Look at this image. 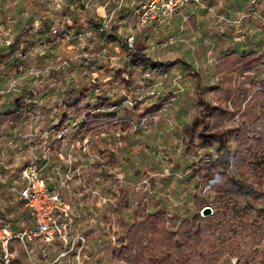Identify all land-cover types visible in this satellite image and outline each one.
I'll return each instance as SVG.
<instances>
[{
    "label": "rangeland",
    "instance_id": "1",
    "mask_svg": "<svg viewBox=\"0 0 264 264\" xmlns=\"http://www.w3.org/2000/svg\"><path fill=\"white\" fill-rule=\"evenodd\" d=\"M147 1L0 0V112L13 111L19 98L27 106L18 123L0 125V217L15 232L34 230L15 183L32 163L47 166L44 176L53 186L76 182L61 192L73 214L65 238H58L45 257L40 238L27 248L13 243L18 256L12 264H54L65 253L61 264H113L117 240L138 209L168 211L181 222L197 212L205 217V207L212 209L206 217L216 215L215 207L221 211L208 264H264V96L251 92L253 83L264 80V65L238 73L232 85L239 94L223 102L229 127L235 128V121L245 128L240 140H231L228 175L252 188L249 202L238 195L216 197L213 178L194 168L216 158V145L195 140L198 150L191 153L182 132L198 103L193 73L215 102L211 90L220 84V58L242 50L264 56V0H200L140 26L139 11ZM131 38L133 46L146 45L153 61L182 60L190 67L133 68L122 49ZM119 72L130 89L117 78ZM83 94L85 102L68 112ZM101 96L131 129L111 126L83 137L84 120ZM161 103L166 105L157 115L145 116ZM60 135V148L52 149ZM120 190L128 209L119 208ZM196 195L209 206L197 208ZM80 238L85 241L81 252Z\"/></svg>",
    "mask_w": 264,
    "mask_h": 264
},
{
    "label": "trees",
    "instance_id": "2",
    "mask_svg": "<svg viewBox=\"0 0 264 264\" xmlns=\"http://www.w3.org/2000/svg\"><path fill=\"white\" fill-rule=\"evenodd\" d=\"M145 48L146 45L141 42L133 47H130L128 42L122 44V49L129 57L133 68L151 69L159 72L177 64L190 67L182 60L165 64L153 61L145 53ZM263 65L264 56L261 57L256 52L246 50L220 58L216 64V75L220 84L211 90L214 98H216L215 102L210 101L207 97L202 84V77L197 73H193L197 84L198 103L192 122L182 129L183 140L188 146L187 150L194 154L198 150L197 146L194 145L195 140L207 146L216 145V158L209 161L203 159L194 168L199 167V172L207 171L208 177L213 178L212 191L217 193V198L229 194L231 196H241L246 202L250 200L249 191L252 188L247 186L243 180L228 175L229 165L232 161L231 140L236 136L237 140H240L239 136H243L245 128L243 125L238 126L235 121L236 127H229V123H226V121L229 118L230 111L223 108V102L228 99L231 100L239 94L240 89L238 90L232 85V81L235 80L238 73L243 76V74L251 73ZM123 75V72L116 73L117 78L124 84L125 88L130 89V82L124 80ZM251 92L254 95L264 96V80L253 83ZM84 96L85 94L82 95L79 103L70 107L68 112L75 108L78 109L85 102ZM172 99L173 97H170V100ZM165 105L166 103H161L154 106L145 116L153 118L163 110ZM26 108L25 100L22 98L17 99L13 111L0 112V125L8 122L18 123ZM112 108L113 103L108 98L99 97L96 107L90 111V114L84 120L81 128L83 137L107 130L111 126L121 127L123 131L130 130L131 126L120 121ZM66 121L67 117L63 119L61 126ZM62 140V138H58L52 149L54 146L59 149ZM239 156L237 155V157ZM121 192L122 199L119 208L128 209L129 204L123 200L124 193ZM201 203L203 207L210 204L196 195L195 206L200 208ZM215 209L216 215L213 217H202L196 211L197 213L194 214L192 219L185 218L181 222L178 217L168 211L147 213L138 209L133 215L132 225L117 240L120 248L112 251L110 262L113 264H208L207 258L214 254L211 253V249L215 248L214 244H210L213 237V228L221 212L219 207H215ZM248 209L250 207L247 208V211ZM253 221L250 222L251 226L254 225ZM176 227L177 229L174 231L173 229Z\"/></svg>",
    "mask_w": 264,
    "mask_h": 264
},
{
    "label": "built area",
    "instance_id": "3",
    "mask_svg": "<svg viewBox=\"0 0 264 264\" xmlns=\"http://www.w3.org/2000/svg\"><path fill=\"white\" fill-rule=\"evenodd\" d=\"M200 0H148L139 11V25L147 26L150 23L162 19H168L189 4ZM203 9L213 11V8L202 6ZM130 47H133V39L129 40ZM62 138V135L58 137ZM46 165L32 163L25 167L19 176L17 194L19 200L30 212V217L34 222V230H24L15 232L10 223L0 217V264H12L18 251L13 243L24 244L40 238L45 247L41 249V256L45 257L47 251L52 247L58 238H65L63 229L73 223L71 206L65 201L60 190L51 189L48 180L44 176ZM11 191L14 193V188ZM60 218L65 219V224L59 226ZM81 252L85 246V241L80 238ZM14 249H13V248ZM27 248V247H26ZM75 249H72L74 251ZM67 254H62L54 264H61L62 258ZM33 262V261H32Z\"/></svg>",
    "mask_w": 264,
    "mask_h": 264
},
{
    "label": "crops",
    "instance_id": "4",
    "mask_svg": "<svg viewBox=\"0 0 264 264\" xmlns=\"http://www.w3.org/2000/svg\"><path fill=\"white\" fill-rule=\"evenodd\" d=\"M74 179V178H73ZM60 180H64V179H60ZM74 181V180H73ZM64 183V181H59L58 183H57V185H55V186H53V185H51V183L50 182H48V185H49V187L51 188V189H57V190H60L61 192L62 191H64L66 188H68L69 186H72L73 184H76V182L74 181V182H66V186L65 187H62V184Z\"/></svg>",
    "mask_w": 264,
    "mask_h": 264
},
{
    "label": "water",
    "instance_id": "5",
    "mask_svg": "<svg viewBox=\"0 0 264 264\" xmlns=\"http://www.w3.org/2000/svg\"><path fill=\"white\" fill-rule=\"evenodd\" d=\"M212 209L210 207H205L203 210H202V213H203V216H207V215H210Z\"/></svg>",
    "mask_w": 264,
    "mask_h": 264
}]
</instances>
